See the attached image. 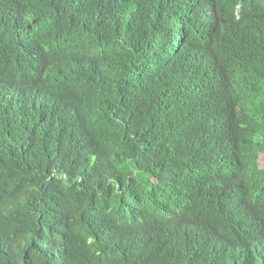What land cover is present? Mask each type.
<instances>
[{"label": "trees", "instance_id": "1", "mask_svg": "<svg viewBox=\"0 0 264 264\" xmlns=\"http://www.w3.org/2000/svg\"><path fill=\"white\" fill-rule=\"evenodd\" d=\"M165 2L0 0V264H264V0Z\"/></svg>", "mask_w": 264, "mask_h": 264}, {"label": "clouds", "instance_id": "2", "mask_svg": "<svg viewBox=\"0 0 264 264\" xmlns=\"http://www.w3.org/2000/svg\"><path fill=\"white\" fill-rule=\"evenodd\" d=\"M232 0H166L164 4L175 3L179 6V13H181V18H186L192 10L204 5H209V13L215 15V4H220L223 8L226 4H229ZM225 12V11H224ZM225 19H228L224 14ZM216 19V16H215ZM181 32V29H178ZM195 212L190 211V219L194 218Z\"/></svg>", "mask_w": 264, "mask_h": 264}, {"label": "rangeland", "instance_id": "3", "mask_svg": "<svg viewBox=\"0 0 264 264\" xmlns=\"http://www.w3.org/2000/svg\"><path fill=\"white\" fill-rule=\"evenodd\" d=\"M260 164L261 166H264V155L260 157Z\"/></svg>", "mask_w": 264, "mask_h": 264}]
</instances>
